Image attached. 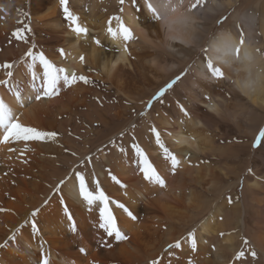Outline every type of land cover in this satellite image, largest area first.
<instances>
[{
    "label": "bare ground",
    "instance_id": "obj_1",
    "mask_svg": "<svg viewBox=\"0 0 264 264\" xmlns=\"http://www.w3.org/2000/svg\"><path fill=\"white\" fill-rule=\"evenodd\" d=\"M193 2L183 0L180 11L195 23L187 29L178 23L180 39L170 40L140 0L135 5L132 0L123 5L68 0L87 35L73 31L60 0H0V81H6L0 84V99L24 125L57 133L45 141L0 143V264H39L42 253L49 264H264V139L255 149L251 142L222 148L213 135L225 130L221 120L231 119L253 139L264 122V89L241 91L237 82L247 73L238 66L224 68L222 79H206L200 68L202 49L223 32L239 42L242 31L243 48L251 45L264 53V4L242 11L240 0H202L189 12ZM232 6V14L212 33L213 21ZM27 16L26 42L13 33ZM116 17L131 28L132 40L110 36L107 29L118 27ZM33 44L34 52L42 51L57 67L84 75L89 83L62 86L57 95L26 100L20 107L17 92L27 98L42 83V66L28 67L26 53ZM5 63L13 65L12 77ZM261 68L264 63L252 72L253 79ZM149 73L165 79L152 88ZM176 76L181 79L149 107ZM153 127L179 160L175 171L156 144ZM137 145L164 178V187L144 179ZM77 172L90 189L99 183L128 239L117 241L99 227L100 205L89 206L79 197V182L71 179ZM61 180H66L62 191H54ZM33 219L38 231L31 227ZM189 233L195 235V249Z\"/></svg>",
    "mask_w": 264,
    "mask_h": 264
},
{
    "label": "snow or ice",
    "instance_id": "obj_2",
    "mask_svg": "<svg viewBox=\"0 0 264 264\" xmlns=\"http://www.w3.org/2000/svg\"><path fill=\"white\" fill-rule=\"evenodd\" d=\"M120 4H124V0H119ZM138 0H132V3L135 5ZM60 4L63 6V11L66 19L70 20L74 25L73 31L77 34L87 35V28L81 27L77 23V17L69 11L68 8V0H60ZM142 10H146L150 14V18L155 22H161L167 32L170 34L168 39L177 40L180 39V34L177 30L176 25L179 23L183 26L184 29H187L191 26V24L195 23L192 17L184 15L179 20L172 19L171 14L175 13L178 8L183 6V0H140ZM197 6H202V0H194V2L190 5L188 11L191 12L193 9L197 8ZM123 11V8H121ZM118 23V27L114 30L111 26L108 27L107 31L113 39L122 38L123 41L127 42L133 39V33L131 28L125 25L120 17L115 18ZM111 24V21H109ZM31 28L25 24L22 28H18L13 35L16 36L17 39H24L26 42V38L22 33L30 32ZM97 45H100V41L95 40ZM245 45V37L243 32L241 31L240 39L237 45L233 46L228 42L221 43L218 40H215L213 43L208 45L202 51L205 54V59L202 60L200 65L201 75L204 78H215L222 79L225 77L224 68H232L234 66H238L237 71H244L247 73L246 78L243 79L244 86L251 87L255 81L252 76V70L248 65H245L241 61V56L243 52V46ZM36 47L33 44L26 53V57L30 58L31 63L28 65L29 68L35 69L38 65L42 66V83L38 89H32L29 92L28 97L26 98L23 93L19 91L16 94V101L20 107L25 105L26 100H34L40 101L42 98H49L57 95L62 86H70L75 84L77 81H83L85 84L89 83V80L84 75L77 76L75 73L69 75L66 70L62 67H57L53 64L45 54L41 52H34L33 49ZM124 51L127 52V46L125 45ZM60 54L64 55V50H59ZM215 53V55H213ZM256 53L264 56V53H260L259 49L256 50ZM80 60L83 62L84 57L81 56ZM5 69H9L7 71V76L12 77L13 72L10 70L13 68L11 63H5L3 65ZM191 66H189V69ZM187 72V70H186ZM182 73V75H185ZM33 79H35V71L32 73ZM181 76H176L172 81H170L165 87L161 88L155 96L149 100L148 106L151 107L153 101L160 100L166 93V91L181 79ZM6 83V81H0V84ZM162 102V101H161ZM181 111L187 115V111L181 106ZM152 132L155 133V142L163 149L166 160H170L171 168L173 171L178 167L179 160L177 157L169 152L168 148L165 147L164 143L160 138V133L152 128ZM57 135V133L52 131H43L39 130L36 127L26 126L22 122H20L16 112L13 110L11 106H9L3 99H0V143H9V142H19V141H45L48 139H52ZM261 139H264V129H261L259 135L256 137L254 147L260 144ZM12 151V149H9ZM135 152L137 157L139 158L140 163V171L143 174V177L146 181L152 184L159 185L161 187L165 186V180L157 172V169L153 166L152 162L149 160L145 151L139 147L135 146ZM73 181H78V195L79 197L86 202L87 205L91 206L94 203L100 205L99 207V219L100 224L99 227L104 230V232L109 237H113L117 241H123L128 239V237L120 230L117 225V218L113 215L112 209L109 206V197L105 194L103 190L100 189L99 183L96 184L95 189H90L88 184L85 181V177L82 173H75L71 178ZM115 180L116 178L113 177ZM119 182V181H117ZM66 184V180L59 181L58 185L54 189L56 192L62 191L63 185ZM229 201L231 202V198L229 197ZM63 203V199H61ZM117 206L129 217L135 219V216L124 204H117ZM2 211V209H0ZM38 209L32 212V216L36 217L38 214ZM65 212H68L67 207H65ZM70 221L72 220V216L69 214L67 217ZM31 227L38 231V224L35 219L31 222ZM72 230H76L75 223H72ZM189 237L192 242V247L195 249L196 240L194 233H189ZM11 239H15V235L11 237ZM245 243L247 241L245 240ZM176 247H179L177 243ZM82 253H85V249H80ZM243 253H241L242 255ZM253 257L256 256L255 251L251 253ZM41 260L39 264H49V259L41 254Z\"/></svg>",
    "mask_w": 264,
    "mask_h": 264
},
{
    "label": "rangeland",
    "instance_id": "obj_3",
    "mask_svg": "<svg viewBox=\"0 0 264 264\" xmlns=\"http://www.w3.org/2000/svg\"><path fill=\"white\" fill-rule=\"evenodd\" d=\"M240 1H241L240 10H242V11H246V10L249 11V9L251 7H255L257 5L264 4V0H240ZM120 9L121 8L118 7V9L116 11V14H120ZM233 9H234L233 6L229 7L227 12H226V14L220 16L219 18H217V19H215L213 21V23H212L213 24L212 33H215L217 28H220L222 26V23L227 20V18L230 16V14H232ZM242 11H240L241 12L240 15L244 13ZM231 20H232L233 23L237 22L238 24H240L243 27V25L240 22H238L237 19L234 18V19H231ZM28 21H29V17L26 19V24H27ZM157 75H158L157 73H154V74L149 73V74H147V78H148L149 82H151L150 87H152V88H154L157 85H160L159 83L162 80L165 79L162 75H159V76H157ZM152 76L153 77L155 76V78H153ZM224 120H221V123L226 125V126L223 125L224 127H226L225 130L224 131L216 130V132L213 134L215 136V138H216V142L220 144V147L223 148L228 143H231V144L233 143V145L242 143V144L245 145L247 143L250 144V142H251V148L252 149H255L256 147L259 146V145H257V146L254 147L253 145H254L256 137L259 135V132L261 131V129H264V122H262L258 126V128L255 131L256 132L255 133L256 136H254L253 139H252V135H251V131L250 130L244 129L243 127L235 124L231 119L230 120H225V121ZM229 125H231V126H229ZM230 129H231V131H230ZM262 140L263 139H261L260 143L262 142ZM224 143H225V145H224Z\"/></svg>",
    "mask_w": 264,
    "mask_h": 264
},
{
    "label": "clouds",
    "instance_id": "obj_4",
    "mask_svg": "<svg viewBox=\"0 0 264 264\" xmlns=\"http://www.w3.org/2000/svg\"><path fill=\"white\" fill-rule=\"evenodd\" d=\"M172 15L182 17L184 16V13H182L180 11V8H178L177 11L173 13ZM217 40L220 41L221 43L228 42L233 46L238 44L237 39L228 32H223L219 34ZM213 55H215V53H213ZM242 60L244 64L248 65L253 72L261 63H264V56H258L254 48L251 45H248L243 48ZM254 81L255 83L251 87H246L244 86L243 79H242L237 82V86L240 88L241 91H244L246 93L249 91H256V90L264 89V68H261L260 71L257 72L254 78Z\"/></svg>",
    "mask_w": 264,
    "mask_h": 264
}]
</instances>
